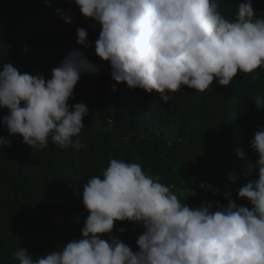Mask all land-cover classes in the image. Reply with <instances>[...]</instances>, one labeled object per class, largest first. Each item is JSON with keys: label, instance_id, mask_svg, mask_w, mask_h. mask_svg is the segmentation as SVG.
<instances>
[{"label": "clouds", "instance_id": "1", "mask_svg": "<svg viewBox=\"0 0 264 264\" xmlns=\"http://www.w3.org/2000/svg\"><path fill=\"white\" fill-rule=\"evenodd\" d=\"M71 2L99 25L95 55L110 65L112 80L155 92L165 104L182 88L202 94L214 81L227 88L238 73L264 68V18L257 16L252 0L238 4L232 21L222 15L220 0ZM45 6L51 7L47 2ZM56 15L65 24L73 22L69 13L57 9ZM76 35L79 46L90 47L85 29L77 28ZM100 71L101 65L80 50L68 53L47 80L3 65L0 109L8 110L3 124L33 150L46 149L49 141L60 149H86L81 132L89 110L84 103L70 106L68 101L74 99L83 74ZM9 143L0 137V148ZM250 144L258 157V178L245 182L237 193L250 208L233 202L230 190L226 206L206 202L190 207L174 186L147 174L141 164L110 158L102 175L83 187L88 216L81 237L35 258L18 248L14 259L17 264H264V127ZM195 194L191 188L186 201ZM116 222L143 227L138 251L111 236Z\"/></svg>", "mask_w": 264, "mask_h": 264}, {"label": "trees", "instance_id": "2", "mask_svg": "<svg viewBox=\"0 0 264 264\" xmlns=\"http://www.w3.org/2000/svg\"><path fill=\"white\" fill-rule=\"evenodd\" d=\"M242 2L220 0L222 15L234 20ZM252 3L257 16L264 18V0ZM57 9L69 13L72 24H65ZM77 28L88 33L87 49L77 44ZM99 30L71 0H0V67L11 64L21 74L47 80L73 50L101 65L98 74L81 76L74 99L68 101L70 106L84 103L89 110L81 132L86 149H60L49 141L46 149L33 150L8 132L2 122L8 110L0 109V137L10 141L0 148V264H17L18 248L35 258L79 239L87 217L68 227L51 219L57 215L67 222L84 209V185L102 175L110 158L139 163L147 174H159L161 183L174 186V193L190 207L206 202L226 206L222 192L230 190L233 202L250 208L237 193L245 182L258 178V157L250 141L264 127V68L238 73L227 88L215 81L202 94L182 88L165 104L155 92L112 80L110 65L95 55ZM193 178L214 184L221 195L197 191ZM191 188L196 194L186 201ZM143 231L131 222H116L111 236L138 251L136 241Z\"/></svg>", "mask_w": 264, "mask_h": 264}, {"label": "built area", "instance_id": "3", "mask_svg": "<svg viewBox=\"0 0 264 264\" xmlns=\"http://www.w3.org/2000/svg\"><path fill=\"white\" fill-rule=\"evenodd\" d=\"M190 182L195 186V189L199 192L205 193V194H209L212 196H219L221 195V191L219 190V188L217 186H215L214 184L208 182V181H204V180H200L197 178H193L190 180ZM205 185L204 188H201V185ZM208 185H211L213 188L216 189V194L214 195L213 192L207 187Z\"/></svg>", "mask_w": 264, "mask_h": 264}, {"label": "water", "instance_id": "4", "mask_svg": "<svg viewBox=\"0 0 264 264\" xmlns=\"http://www.w3.org/2000/svg\"><path fill=\"white\" fill-rule=\"evenodd\" d=\"M222 195L225 196L226 195V192H222ZM230 199L232 201H234L233 197H230ZM88 216V212L83 209L81 212L77 213L73 218L69 219L67 222H64L59 216H54L51 221H60L63 223V225L65 227H68V225H72V224H75L81 220L84 219V217H87Z\"/></svg>", "mask_w": 264, "mask_h": 264}, {"label": "rangeland", "instance_id": "5", "mask_svg": "<svg viewBox=\"0 0 264 264\" xmlns=\"http://www.w3.org/2000/svg\"><path fill=\"white\" fill-rule=\"evenodd\" d=\"M149 175H151V176H153V177H159V174H149ZM160 180V179H159ZM160 182H161V180H160Z\"/></svg>", "mask_w": 264, "mask_h": 264}]
</instances>
